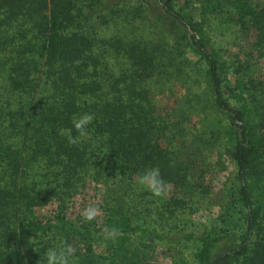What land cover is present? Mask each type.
<instances>
[{
  "label": "trees",
  "instance_id": "obj_1",
  "mask_svg": "<svg viewBox=\"0 0 264 264\" xmlns=\"http://www.w3.org/2000/svg\"><path fill=\"white\" fill-rule=\"evenodd\" d=\"M199 2L201 18L180 0H0V264H46L48 249L67 246L71 264H143L140 236L196 240L197 264H264V79L248 61L222 60L207 31L211 16L231 11L263 59L264 0ZM116 59L127 68L116 71ZM195 71L209 82L210 107L229 120L225 148L240 184L230 207L247 220L229 249L213 223L176 237L147 226L129 190L151 168L164 186L189 184L188 168L161 145L170 122L156 117L151 98L175 82H198ZM204 95L191 106L204 107ZM85 114L94 119L79 138L72 122ZM89 183L103 189L109 235L101 252L92 227L82 231L68 216ZM51 203L45 221L38 210Z\"/></svg>",
  "mask_w": 264,
  "mask_h": 264
},
{
  "label": "rangeland",
  "instance_id": "obj_2",
  "mask_svg": "<svg viewBox=\"0 0 264 264\" xmlns=\"http://www.w3.org/2000/svg\"><path fill=\"white\" fill-rule=\"evenodd\" d=\"M180 5H194L198 9L196 15L201 18L199 0H180ZM220 15L208 19L207 31L222 60H227L229 64L248 61L253 66V77L264 79V58H260L254 49V33L244 31L231 11L226 10ZM173 30L170 27L169 32L175 35ZM146 32H141V35L145 36ZM121 34L131 38L125 30ZM114 66L116 71H121L127 68V62L116 59ZM193 78L198 82H175L165 92H153L151 98L156 117L170 122L161 145L171 150L177 161L188 168L189 184L186 187L165 185L162 194L157 196L138 183L137 178L129 185V190L138 201L139 211L149 221L147 226L157 227L161 233L176 237L189 233L197 235L205 225L213 223L221 235L229 237L225 244L229 249L240 244L247 228L244 215L237 207H230L240 184L235 162L225 148L229 120L225 114L210 107L208 96L204 95L209 91L208 80L196 71ZM152 88L155 89V86ZM194 94L204 95L205 108L191 106L189 100ZM102 190V186L89 183L71 201L68 211L70 222L77 224L80 230L92 227L99 252L103 251L104 241L109 235L108 218L99 207ZM180 201L182 204H179ZM90 206L99 207V212L93 220L87 221L83 213ZM56 208L57 203H51L39 209L38 214L44 216L45 221H52ZM140 237L148 246L143 264H197L195 254L200 245L196 240L168 243ZM83 243L81 235L77 244L82 252Z\"/></svg>",
  "mask_w": 264,
  "mask_h": 264
},
{
  "label": "clouds",
  "instance_id": "obj_3",
  "mask_svg": "<svg viewBox=\"0 0 264 264\" xmlns=\"http://www.w3.org/2000/svg\"><path fill=\"white\" fill-rule=\"evenodd\" d=\"M94 119L93 115L85 114L73 120V127L79 133V138H87L89 136V125ZM70 143H77L78 138L68 136ZM138 183L148 187L155 195L159 196L164 190V182L160 176L159 168H151L138 177ZM99 212L96 207L90 206L84 213V219L93 220ZM75 253V249L71 246L64 248H50L45 253L46 264H71V258Z\"/></svg>",
  "mask_w": 264,
  "mask_h": 264
}]
</instances>
